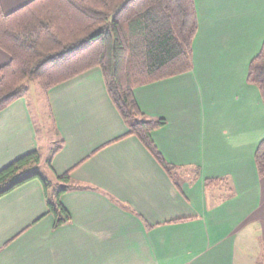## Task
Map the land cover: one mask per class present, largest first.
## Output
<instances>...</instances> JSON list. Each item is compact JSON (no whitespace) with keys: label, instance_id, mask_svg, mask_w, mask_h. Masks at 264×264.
Here are the masks:
<instances>
[{"label":"crops","instance_id":"1","mask_svg":"<svg viewBox=\"0 0 264 264\" xmlns=\"http://www.w3.org/2000/svg\"><path fill=\"white\" fill-rule=\"evenodd\" d=\"M31 0H0L5 13ZM198 31L188 74L139 87L135 100L164 119L153 140L179 168L177 188L134 136L93 69L45 96L61 150L41 172H70L54 229L38 180L0 198V264H264V102L248 83L264 43V0H195ZM10 57L0 49V68ZM28 94L0 112V170L38 152L43 136ZM53 150V149H52ZM207 179L232 188L209 191Z\"/></svg>","mask_w":264,"mask_h":264},{"label":"trees","instance_id":"2","mask_svg":"<svg viewBox=\"0 0 264 264\" xmlns=\"http://www.w3.org/2000/svg\"><path fill=\"white\" fill-rule=\"evenodd\" d=\"M198 31L195 0H31L10 13L0 3V49L10 57L0 68V112L28 93L27 81L47 94L93 69L102 71L107 93L128 126L123 137H136L177 188L179 168L166 161L153 140L164 119H150L140 110L134 92L193 68ZM248 83L264 102V43L249 66ZM61 150H52L48 164ZM41 156L32 152L0 170V198L38 180L45 192L54 229L71 222L61 198L72 186L70 172L54 184L41 175ZM264 178V140L255 153ZM209 191L231 193L227 179H207Z\"/></svg>","mask_w":264,"mask_h":264},{"label":"rangeland","instance_id":"3","mask_svg":"<svg viewBox=\"0 0 264 264\" xmlns=\"http://www.w3.org/2000/svg\"><path fill=\"white\" fill-rule=\"evenodd\" d=\"M28 85V99L31 100V107L34 112L38 111L39 117L42 119L40 123H38L39 134L43 136V147L40 151L41 161L38 166V170L40 172L46 171L48 168L49 157L52 154V149L55 148L51 143L49 137L52 135V129H49V112L47 110V106L45 103V92L42 90L40 85L34 80L29 79L27 81Z\"/></svg>","mask_w":264,"mask_h":264}]
</instances>
